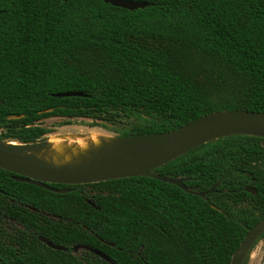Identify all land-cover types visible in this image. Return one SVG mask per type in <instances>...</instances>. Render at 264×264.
<instances>
[{"label": "trees", "instance_id": "1", "mask_svg": "<svg viewBox=\"0 0 264 264\" xmlns=\"http://www.w3.org/2000/svg\"><path fill=\"white\" fill-rule=\"evenodd\" d=\"M131 1L148 7L0 0V142L58 135L49 119L100 121L127 140L264 113V0ZM67 92L86 97H53ZM154 172L188 191L130 178L52 192L0 169V264H231L264 219V139L214 140Z\"/></svg>", "mask_w": 264, "mask_h": 264}, {"label": "water", "instance_id": "2", "mask_svg": "<svg viewBox=\"0 0 264 264\" xmlns=\"http://www.w3.org/2000/svg\"><path fill=\"white\" fill-rule=\"evenodd\" d=\"M69 0H64L67 3ZM105 4L112 5L128 11L143 10L148 4L131 0H103ZM55 98L86 97L82 92H67L53 95ZM122 142L116 156L108 163L93 166L88 169L58 168L30 161L21 156L15 149L0 147V169L20 177L19 181L38 186L40 188L58 192L48 185L79 186L92 185L110 181L130 178H150L184 191H188L184 185L185 179H174L162 176L156 169L176 160L180 156L196 149L206 143L226 137L249 136L264 139V113L249 111H223L213 113L194 120L183 127L162 135L149 136L138 139H118ZM50 136L42 142L19 143L44 144ZM1 144L8 142H0ZM22 151H26V147ZM63 191L62 193H65ZM216 192V186L206 193H194L199 197ZM247 192L256 195L254 189ZM264 234V219L248 230L242 244L234 254L231 264H242L246 254L253 244ZM54 250H62L48 243ZM80 247L75 248L77 252ZM83 249H86L85 247ZM94 254L109 261L99 251L92 250ZM1 263V260H0Z\"/></svg>", "mask_w": 264, "mask_h": 264}, {"label": "bare ground", "instance_id": "3", "mask_svg": "<svg viewBox=\"0 0 264 264\" xmlns=\"http://www.w3.org/2000/svg\"><path fill=\"white\" fill-rule=\"evenodd\" d=\"M122 142L101 133L54 135L44 144H30L22 151V144L0 143L8 149H15L24 158L58 168L88 169L110 162Z\"/></svg>", "mask_w": 264, "mask_h": 264}, {"label": "rangeland", "instance_id": "4", "mask_svg": "<svg viewBox=\"0 0 264 264\" xmlns=\"http://www.w3.org/2000/svg\"><path fill=\"white\" fill-rule=\"evenodd\" d=\"M42 126L51 132V135L62 134H86L92 133H111L108 125L100 121H93L89 119H77V120H63V119H49L42 123ZM18 144V143H15ZM23 147L27 146L22 144ZM80 250V249H79ZM77 257H80L81 252H76ZM249 264H264V241H261L251 254Z\"/></svg>", "mask_w": 264, "mask_h": 264}, {"label": "flooded vegetation", "instance_id": "5", "mask_svg": "<svg viewBox=\"0 0 264 264\" xmlns=\"http://www.w3.org/2000/svg\"><path fill=\"white\" fill-rule=\"evenodd\" d=\"M78 251H79V250H78ZM78 251H77V252H78ZM73 252H74L73 254H74L76 257H77V255H76V253H75V249H74V251H73ZM80 256H81V255H80Z\"/></svg>", "mask_w": 264, "mask_h": 264}]
</instances>
